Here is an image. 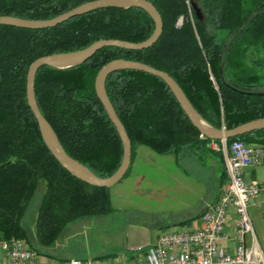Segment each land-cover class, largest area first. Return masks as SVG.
<instances>
[{
  "label": "trees",
  "instance_id": "trees-1",
  "mask_svg": "<svg viewBox=\"0 0 264 264\" xmlns=\"http://www.w3.org/2000/svg\"><path fill=\"white\" fill-rule=\"evenodd\" d=\"M82 1L0 0V14L48 18ZM150 1L162 27L149 46L106 45L77 65H41L34 74L36 104L62 148L97 176L113 172L122 152L93 87L96 70L109 59L138 60L166 71L213 126L231 127L264 116V0ZM152 28L151 16L138 6L98 7L40 28L0 23V237L25 239L19 215L38 180L43 190L36 230L42 241L51 239L73 216L112 208L108 186L92 185L72 174L45 145L26 102L30 61L41 54L81 48L98 38L139 41ZM104 90L131 147L141 143L176 156L209 148L210 138L199 135L159 76L116 69L106 74ZM231 139L264 145V127L226 141Z\"/></svg>",
  "mask_w": 264,
  "mask_h": 264
},
{
  "label": "built area",
  "instance_id": "built-area-1",
  "mask_svg": "<svg viewBox=\"0 0 264 264\" xmlns=\"http://www.w3.org/2000/svg\"><path fill=\"white\" fill-rule=\"evenodd\" d=\"M206 145L220 152L225 171L216 197L197 216V223L188 227L167 226L148 246L137 245L135 259L104 262L67 257L46 261L23 237L10 236L0 237V264H264L248 211L256 196L261 194L264 198V180L246 179L243 174L245 167L262 163L264 145L226 138H210ZM230 211L235 216L233 245L228 249L219 244V238ZM262 217L264 221V211ZM246 235L251 238L249 244Z\"/></svg>",
  "mask_w": 264,
  "mask_h": 264
},
{
  "label": "water",
  "instance_id": "water-1",
  "mask_svg": "<svg viewBox=\"0 0 264 264\" xmlns=\"http://www.w3.org/2000/svg\"><path fill=\"white\" fill-rule=\"evenodd\" d=\"M115 6L127 8L129 6H138L143 8L153 20V28L151 33L144 39L139 41H130L120 38H98L88 43L87 45L69 51L51 52L41 54L30 61L26 70L25 77V96L26 102L34 115L42 139L57 161L72 174L76 175L83 181L97 186H110L121 178L126 171L130 161L131 145L125 128L118 116L116 115L110 100L104 90V79L108 72L120 68L140 69L154 75L159 76L169 87L172 94L179 102L184 113L187 115L191 124L198 130L199 134L204 137L220 139L227 138L239 134H243L256 128L264 127V116L251 118L231 127H216L209 124L202 118L190 101L185 96L184 92L176 81L164 70L150 66L144 62L116 57L105 61L95 72L93 78L94 92L100 103L102 104L105 113L109 120L114 125L118 137L121 142L122 152L118 166L113 172L106 176H97L90 171L81 162L77 161L68 155L58 141L49 122L41 114L34 97L33 78L35 71L41 65H48L56 68H67L77 65L92 55L98 48L106 45L118 46L127 49H141L152 44L161 32L162 20L159 12L150 0H85L82 1L58 14L48 18L28 19L13 15L0 14V23L14 26L40 28L55 25L73 15L83 13L94 8ZM197 17H200L198 7L193 5Z\"/></svg>",
  "mask_w": 264,
  "mask_h": 264
},
{
  "label": "rangeland",
  "instance_id": "rangeland-1",
  "mask_svg": "<svg viewBox=\"0 0 264 264\" xmlns=\"http://www.w3.org/2000/svg\"><path fill=\"white\" fill-rule=\"evenodd\" d=\"M215 177L218 176H207L205 180L210 184ZM108 187L112 206L109 211L73 216L51 239L42 241L36 230L37 206L43 190V182L38 180L19 215V221L26 230V241L46 261L67 257L95 258L104 262L135 259L137 251L134 248L151 244L159 231L157 223L174 214L172 204L167 199L158 202L145 196L142 180L136 185L132 180L119 179Z\"/></svg>",
  "mask_w": 264,
  "mask_h": 264
},
{
  "label": "crops",
  "instance_id": "crops-1",
  "mask_svg": "<svg viewBox=\"0 0 264 264\" xmlns=\"http://www.w3.org/2000/svg\"><path fill=\"white\" fill-rule=\"evenodd\" d=\"M222 168L220 152L207 147H199L192 154L176 156L172 152L157 153L147 145L137 143L131 147L129 165L120 180L129 179L136 185L142 180L145 184V196L158 202L170 200L174 214L169 219L157 223L160 231L167 226L188 227L197 223V216L214 200L224 182L223 178L220 179V176H225L222 175ZM243 174L246 179L264 180V161L257 166L245 167ZM207 176L218 177L209 184L205 180ZM248 211L255 240L264 254V198L261 194L254 198L248 206ZM234 216L230 211L219 238V244L228 249L233 245ZM245 241L250 243L249 235H246Z\"/></svg>",
  "mask_w": 264,
  "mask_h": 264
}]
</instances>
